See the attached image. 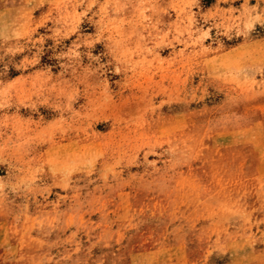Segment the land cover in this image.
<instances>
[{
	"label": "rangeland",
	"instance_id": "obj_1",
	"mask_svg": "<svg viewBox=\"0 0 264 264\" xmlns=\"http://www.w3.org/2000/svg\"><path fill=\"white\" fill-rule=\"evenodd\" d=\"M0 264H264V0H0Z\"/></svg>",
	"mask_w": 264,
	"mask_h": 264
}]
</instances>
